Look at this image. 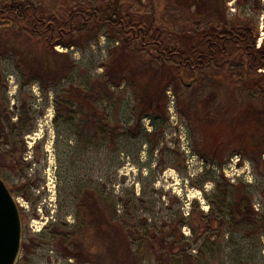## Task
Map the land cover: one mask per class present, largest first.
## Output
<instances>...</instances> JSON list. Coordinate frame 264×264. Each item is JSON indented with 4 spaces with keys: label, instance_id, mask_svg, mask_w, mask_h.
Segmentation results:
<instances>
[{
    "label": "rangeland",
    "instance_id": "374dc122",
    "mask_svg": "<svg viewBox=\"0 0 264 264\" xmlns=\"http://www.w3.org/2000/svg\"><path fill=\"white\" fill-rule=\"evenodd\" d=\"M182 1L129 4H148L168 27L189 31L195 6ZM223 7L226 22L258 27L264 43V0ZM80 35L53 51L14 33L0 40V177L23 219L17 264H78L69 253L80 249L83 258L100 256L92 245L105 240L102 228L133 250L140 241L126 240L129 229L177 238L175 249L188 247L201 264H264V233L221 227L236 186L264 210V101L256 88L220 76L181 82L175 64L139 50L122 71L117 32ZM105 73L109 99L98 109L84 105L75 92ZM91 193L124 231L89 224ZM142 264L159 263L147 256Z\"/></svg>",
    "mask_w": 264,
    "mask_h": 264
},
{
    "label": "trees",
    "instance_id": "16d2710c",
    "mask_svg": "<svg viewBox=\"0 0 264 264\" xmlns=\"http://www.w3.org/2000/svg\"><path fill=\"white\" fill-rule=\"evenodd\" d=\"M227 1L189 0L195 10L189 17L187 31L176 25L168 27L166 22L158 20L156 10L148 4L143 6L144 9L132 8L130 0H0V40L14 33L27 42L37 41L47 51H53L57 45L76 44L84 32L106 27L118 33L116 40L121 43L116 69L125 71L136 50L154 52L156 59L176 65V77L181 82L196 84L203 76L241 79L242 87L256 88L260 100L264 101V43L257 44L258 27H248L237 21L226 22L223 3ZM106 75L91 78L85 88L75 92V96L84 105H95L98 109V103L108 98L106 93L110 83ZM249 80L253 82L248 85L246 81ZM236 189L228 199V219L222 220L221 227L226 224L234 229L240 228L251 236L263 234L264 210L255 209L248 191L236 192ZM261 192L264 196V189ZM88 200L90 223L86 224L102 228L108 223L124 231V225H117L119 220L115 212L106 213L96 207L99 204L92 193L84 203ZM125 233L126 240L130 235L139 239L138 249L133 250L128 240L126 246H120L118 238L116 241L107 238V232L102 228L99 236L105 240L102 244L92 243V248L101 253L100 256L83 258V249H80L81 255L69 254L80 258L78 264H142L147 256L155 258L159 264H201L188 247L175 249L179 242L177 238L151 231H136L135 234L132 229Z\"/></svg>",
    "mask_w": 264,
    "mask_h": 264
},
{
    "label": "water",
    "instance_id": "95a60500",
    "mask_svg": "<svg viewBox=\"0 0 264 264\" xmlns=\"http://www.w3.org/2000/svg\"><path fill=\"white\" fill-rule=\"evenodd\" d=\"M23 242V219L19 204L0 177V264H17Z\"/></svg>",
    "mask_w": 264,
    "mask_h": 264
}]
</instances>
